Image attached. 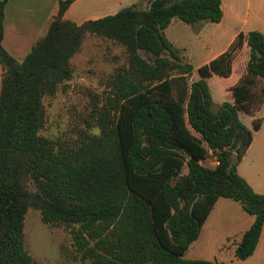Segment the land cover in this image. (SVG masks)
<instances>
[{
	"label": "trees",
	"instance_id": "16d2710c",
	"mask_svg": "<svg viewBox=\"0 0 264 264\" xmlns=\"http://www.w3.org/2000/svg\"><path fill=\"white\" fill-rule=\"evenodd\" d=\"M73 1H57L18 61L1 44L0 0V264H35L23 242L28 208L43 223L68 228L72 264H217L183 254L218 197L253 216L233 241L234 258L250 256L264 223V193L252 190L236 164L252 137L240 114L251 119L256 80L264 83L262 33L237 32L190 79L192 65L163 30L172 19L218 22L220 0H146L144 8L80 24L62 18ZM85 34L121 44L125 63L110 75L101 104L68 131L74 136H43L42 98L71 77L69 59ZM242 46L247 58L230 87L232 101L213 109L206 79L229 78ZM209 150L217 164L199 165Z\"/></svg>",
	"mask_w": 264,
	"mask_h": 264
},
{
	"label": "rangeland",
	"instance_id": "374dc122",
	"mask_svg": "<svg viewBox=\"0 0 264 264\" xmlns=\"http://www.w3.org/2000/svg\"><path fill=\"white\" fill-rule=\"evenodd\" d=\"M106 0H78L67 15L74 21L90 16V9ZM238 8L233 20L227 21L226 30L220 35V26L208 21H196L185 24L177 19L164 28L163 35L171 43L177 54L192 65L190 79L197 77L196 68L203 64L211 55L222 50L232 30L249 31L258 27L257 18L264 17V0H229ZM121 3L116 11L125 6L144 8L146 0H115ZM89 8V9H88ZM89 12V13H88ZM101 17V16H100ZM98 18V17H96ZM95 19V18H94ZM243 19L247 22L243 23ZM247 48L236 51L232 62V76L222 78L215 74L206 81L214 105L213 109L223 100L231 99L227 92L228 84L241 72L247 58ZM24 56V55H23ZM16 58L18 61L22 59ZM71 77L59 86L52 96L42 98L43 123L39 134L54 138L69 133L76 125H83L93 104H101L107 94V82L116 68L125 63V52L121 44L104 36L85 34L79 49L69 59ZM255 98L251 104L252 117L240 114L255 138V142L264 144V83L259 79L255 83ZM231 94V93H230ZM257 115L256 117H254ZM258 121V127L252 128V122ZM252 151L245 154L241 166L252 169L254 159ZM264 163V157L261 159ZM185 172L182 167L181 173ZM31 188V186H28ZM247 216L240 205L229 198L218 197L199 231L198 237L192 241L185 251L186 259H203L217 264H264V227L258 239L257 255L251 258L236 259L233 257V241L239 236L241 228L237 222ZM263 226V225H262ZM232 233H236L235 236ZM239 232V233H238ZM230 233V234H229ZM227 236H230L227 238ZM23 242L25 250L32 256L35 264H72L71 239L68 228L63 225H49L40 220L36 209L28 208L23 219Z\"/></svg>",
	"mask_w": 264,
	"mask_h": 264
},
{
	"label": "crops",
	"instance_id": "0c3cea01",
	"mask_svg": "<svg viewBox=\"0 0 264 264\" xmlns=\"http://www.w3.org/2000/svg\"><path fill=\"white\" fill-rule=\"evenodd\" d=\"M57 1L58 0H5L4 9H3V26H2L3 31H2L1 44L11 56H13L16 59L25 55L31 44L40 35L43 34L47 22L55 14ZM77 1L78 0H74L62 15V18L68 19L76 24H80L81 22L88 19H94L96 17L113 14L116 12V8L119 5H121V3H115V0H106L104 2L101 1L102 4L100 6L97 5L95 8L90 9L91 10L90 16L82 17L83 21L82 20L74 21L73 19H70L67 14L69 12L71 13L72 11L71 9H74V6L77 3ZM220 9L222 13L221 19L215 23L218 27L220 26L219 28L220 31L218 36H220L226 30V28H228L226 26L227 21L233 20L234 15H236L239 10L238 8H236V6H233L231 4V1L229 0H220ZM174 21L175 20L172 19L168 24V26L171 25V23H174ZM257 21L259 24L258 27L249 28L247 30H257L261 32L262 35L264 36V17L257 18ZM245 22H247L246 19H243V23ZM240 29L241 26L239 29L231 31V33L229 34L227 46L233 40L237 32L240 31ZM227 46L225 45V47L222 50H219L213 55H211V57H209L205 62H207L208 60H210L211 58L215 57L217 54L222 52ZM1 72L2 69L0 67V76H1ZM239 75L240 72L236 74L235 78H233V80L228 85L232 86L238 80ZM231 76H232V69L230 73V77ZM227 95H229L231 98L230 91L227 92ZM226 101H232V98ZM250 151H252V153H254L255 156L252 161V167H253L252 169H249V167H245V165L241 166V162L245 158V154ZM263 157H264V144L261 145L259 142H255V138L251 137V141L248 147L246 148L239 162L236 164V172L241 177H243L246 180V182L250 185L252 190L257 193H264V163L261 161ZM252 220H253L252 215L247 214V216H242V219H240L237 222V226L241 228V231L239 232H242L244 229H246L250 225ZM204 223L205 221L203 222V224ZM203 224L201 225V227L203 226ZM263 227H264V223L262 229ZM230 233L233 234L230 236H235L236 234L232 232ZM230 236H227V238ZM235 237L237 239V236ZM257 244L252 254L247 258L254 257V255H257L256 254L257 251L259 252L261 251L257 249ZM184 255L185 253L183 254V257Z\"/></svg>",
	"mask_w": 264,
	"mask_h": 264
},
{
	"label": "built area",
	"instance_id": "2783aa9c",
	"mask_svg": "<svg viewBox=\"0 0 264 264\" xmlns=\"http://www.w3.org/2000/svg\"><path fill=\"white\" fill-rule=\"evenodd\" d=\"M198 164L204 167H209L217 164L216 156L209 150L205 158L199 159Z\"/></svg>",
	"mask_w": 264,
	"mask_h": 264
}]
</instances>
